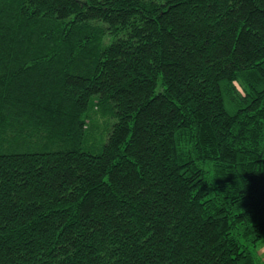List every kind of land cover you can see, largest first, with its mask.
<instances>
[{
	"label": "trees",
	"instance_id": "trees-1",
	"mask_svg": "<svg viewBox=\"0 0 264 264\" xmlns=\"http://www.w3.org/2000/svg\"><path fill=\"white\" fill-rule=\"evenodd\" d=\"M264 0H0V264H264Z\"/></svg>",
	"mask_w": 264,
	"mask_h": 264
},
{
	"label": "rangeland",
	"instance_id": "rangeland-1",
	"mask_svg": "<svg viewBox=\"0 0 264 264\" xmlns=\"http://www.w3.org/2000/svg\"><path fill=\"white\" fill-rule=\"evenodd\" d=\"M255 255L259 260L264 261V240L257 245Z\"/></svg>",
	"mask_w": 264,
	"mask_h": 264
}]
</instances>
